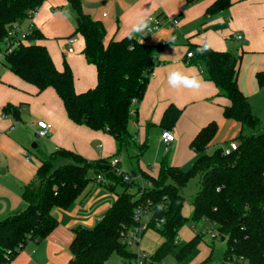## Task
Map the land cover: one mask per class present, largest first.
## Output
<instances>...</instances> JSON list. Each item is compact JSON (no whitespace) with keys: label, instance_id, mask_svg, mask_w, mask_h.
Masks as SVG:
<instances>
[{"label":"trees","instance_id":"16d2710c","mask_svg":"<svg viewBox=\"0 0 264 264\" xmlns=\"http://www.w3.org/2000/svg\"><path fill=\"white\" fill-rule=\"evenodd\" d=\"M43 1L0 0V49L7 24L23 20L30 9L37 8ZM233 1L213 0L204 14H216ZM66 2L79 21L70 36L79 34L84 40L81 52L95 67L94 86L82 91L74 89L69 64L64 59L61 69L55 66L46 46L40 42L44 36L37 28L27 37L28 42L20 43L5 55L4 66L38 90L52 87L74 123L110 134L116 142L113 156L127 154L132 148L141 153L144 147L134 141L128 127L132 106L145 92L154 58L134 36L129 39L125 34L106 41L104 24L82 11L81 0ZM201 45L190 43L187 52L191 51L192 60L202 65L204 76L228 99L222 115L239 123L232 137L237 140L236 148L224 153L221 147H216L207 153L219 129L217 121H209L189 142L197 157L188 169L170 165L163 159L157 176L140 171L142 178L150 182L143 185L139 179L124 181L115 174L110 165L111 156L88 160L71 149L57 147L37 157L36 178L24 185L21 192L25 207L0 219V264L7 263L29 240L46 237L57 224L53 208H66L83 196L96 173L108 178L104 185L115 193V199L92 228L74 229L67 264H105L112 253L124 260L134 258L136 252L121 243L119 234L124 228L137 224L134 209L147 201L149 225L162 237L159 247L151 253L153 258L164 259L170 254L179 263L188 264L199 253L197 246L204 232H196L185 241L177 238L178 230L189 219L192 222L205 219L215 225L218 236L226 242L223 261L240 258L248 264H264L262 120L253 113L247 96L238 86L240 56L210 46L206 52L198 54L195 50ZM255 77L258 86H264V70L257 71ZM4 111L15 118L20 115L19 108L10 104ZM180 112L179 107L168 104L161 116V129L172 128ZM194 176H198L199 187L193 196L191 216L186 217L181 212L184 202L181 190ZM116 186L120 190H116ZM158 220L162 223L156 227ZM8 250L11 251L7 261Z\"/></svg>","mask_w":264,"mask_h":264},{"label":"crops","instance_id":"0c3cea01","mask_svg":"<svg viewBox=\"0 0 264 264\" xmlns=\"http://www.w3.org/2000/svg\"><path fill=\"white\" fill-rule=\"evenodd\" d=\"M50 1L54 6L52 11L59 8L60 4L64 6L67 3L66 0ZM212 1L81 0L82 11L104 24L106 41L124 36L141 14L178 18L175 27L169 26L162 19L159 28L141 39L155 63L142 98L132 106L128 127L134 141L144 149L139 153L132 148L127 154L120 153L119 157L118 166L131 175L144 171L157 176L163 159L170 165L188 169L197 157L189 142L200 127L209 121L215 120L219 124L218 133L210 143L212 146L225 145L226 142L222 144L225 138L222 133H232L235 130L236 134L239 129L238 122L222 115L223 105L228 103V99L219 94L214 83L204 76L202 65L186 55L190 43H207L215 50H227L240 56L238 86L247 96L253 113L264 119V86H258L255 77L257 71L264 70V0H234L226 9L216 14H204ZM40 10L41 5L33 15V26L42 32L44 37L40 42L46 46L55 66L61 69L65 59L71 68L76 91L94 86L96 70L81 52L84 45L82 36H70V25L64 18L63 24L59 25L62 35L60 32L55 34L43 27L39 28L41 17L42 21L47 22L55 16H62L60 12ZM23 23L25 26L27 20ZM70 37H73L72 42L68 41ZM172 69L196 74L200 87L171 88L167 84L166 75ZM8 104L19 108L18 118L4 111ZM168 104L176 105L181 112L173 127L167 129L174 139L165 144L160 138V120ZM37 120H44L49 125L47 138L50 144H45V154L57 147H64L88 160L114 157V138L104 130H94L70 120L61 98L52 87L38 90L34 84L25 81L5 66L2 67L0 219L26 205L21 192L24 185L35 180L38 166L36 154L27 149V145L31 143L36 145V150H40L36 141L38 137H35ZM145 150L150 151L146 153V159L141 160ZM87 186V192L66 208H53L57 224L46 237L26 242L6 264H67L74 229L79 226L92 228L115 199V193L104 184L94 181ZM116 190H120V187L116 186Z\"/></svg>","mask_w":264,"mask_h":264},{"label":"rangeland","instance_id":"374dc122","mask_svg":"<svg viewBox=\"0 0 264 264\" xmlns=\"http://www.w3.org/2000/svg\"><path fill=\"white\" fill-rule=\"evenodd\" d=\"M41 10L42 9H49L52 13L53 12H60L62 15L61 17H53L49 19L47 22L46 20H39V28L45 29L47 31H51V33H59V25L63 24L62 20L69 23L70 25V32L68 34H71L76 26V15L74 11L71 9L70 5L68 3H65L64 6L61 4L59 5V8L54 9V6H52V2L50 0H44L41 4ZM39 12V13H40ZM44 30L45 33H48ZM66 29H64L65 31ZM50 33V32H49ZM62 35V32H60ZM54 39V38H53ZM64 49V48H63ZM263 119V118H260ZM264 120V119H263ZM263 126V121L261 123V128ZM264 129V128H263ZM235 131V130H234ZM232 131V133H222L223 142L222 144L227 143L232 137L235 135V132ZM247 131V130H246ZM36 141L38 142V145L40 146V150H36L35 147L31 146V143L27 145V149L36 154V157H42L46 150L45 144H50L49 138L47 137H38L36 138ZM218 146V144H214V146L210 145L207 149V153H211L213 149H215ZM43 150V152H42ZM150 151V150H149ZM149 151H144L143 156L141 157V160L146 159V153ZM125 169V167H122ZM199 187V179L198 176H194L189 179V181L186 183V185L182 188L181 193L184 196V202L181 208V212L184 216L190 217L192 213V200L193 196L198 190ZM142 221L147 224V227L142 231L140 236V242L139 244H132L129 246V249L133 252L140 250L145 251L147 253H153L160 245L162 241V237L160 234L154 229V227L149 225L150 221V215L144 214L142 217ZM209 224L205 219H200L196 222L190 221V219L181 226L178 230L177 238L180 240H189L193 237V235L196 232L203 231L204 235L202 238V241L198 244L197 248L199 250V253L190 261L188 264H219L222 260L223 252L225 250L226 242L225 240L221 239L219 236L212 237L211 234L208 232ZM213 230L216 231L215 225L211 226ZM209 257V258H208ZM208 258L206 263H202L203 260ZM165 261L170 264H181L178 261H176L170 254L166 255L164 257ZM124 258L121 257L117 253H112L109 255L108 259L106 260L105 264H123ZM247 264V262H245Z\"/></svg>","mask_w":264,"mask_h":264},{"label":"built area","instance_id":"2783aa9c","mask_svg":"<svg viewBox=\"0 0 264 264\" xmlns=\"http://www.w3.org/2000/svg\"><path fill=\"white\" fill-rule=\"evenodd\" d=\"M36 9L37 8L30 9L28 11L27 16L23 20L13 21V22L7 24L6 35H5V37L1 43V49H0V69L2 67H4V58H5V55L7 53L11 52L20 43L28 42L27 37L32 33L33 28H35L33 26V15L36 12ZM150 16H151V23L149 24L150 31L145 30V32L139 33L137 36H134L137 41H141L143 36H145L146 34L152 33L157 28H159L162 25L163 20H165L168 23V25L171 27H175L177 24V21H178L177 17L162 18L160 15H150ZM25 19L27 20V24L24 26L23 21ZM235 37H240V35H235ZM68 41L72 42L73 37H70L68 39ZM186 55L188 57L191 56L192 55L191 51L187 52ZM36 125L38 127V129L36 131L37 136L38 137H47L48 132H49L48 123L45 122L44 120H37ZM160 138L163 140V142H165V144H167L171 140L174 139V136L169 130L163 129L160 133ZM237 144H238L237 140L230 139L225 145L221 146L222 151L224 153H229L231 150L236 148ZM165 149H166V147H165ZM119 157H120V154L118 156H114L110 159V165L113 168L115 174L121 176L124 181H131V180L139 179L143 185H149L150 184V182L148 180L143 179L140 174L131 175V174L125 172L124 170H122L118 166V162L120 159ZM92 177L96 183L105 184L108 182V178L103 173L93 174ZM148 203H149V201H147V204ZM147 204H144V205L139 204L135 207L134 212H133V218L137 222V224L133 227H130V228H124L123 230H121V232L119 234V239H120L121 243L127 245L128 247L134 243L139 244L141 233L147 227V224L142 221V217L146 213V205ZM161 223H162V220H158L155 223V226L159 227V226H161ZM208 224L210 226L208 229V232L211 234V236L212 237L218 236V233L215 230H213V228L211 227L212 224L211 223H208ZM10 251L11 250H8L5 253V258L7 259V261L9 260L8 258H9ZM135 252H136L135 257L131 258L129 260H125L124 261L125 263H123V264H170V263L166 262L165 259L153 258L151 256V253H147L145 251H140V250H137ZM245 262L246 261L240 260V258H239L236 261L235 260H230V261L221 260V262L219 264H245ZM3 264H6V263H3Z\"/></svg>","mask_w":264,"mask_h":264},{"label":"clouds","instance_id":"9594fccd","mask_svg":"<svg viewBox=\"0 0 264 264\" xmlns=\"http://www.w3.org/2000/svg\"><path fill=\"white\" fill-rule=\"evenodd\" d=\"M151 23L150 14H141L136 17L135 21L130 25L126 36L131 39L134 34L143 33L145 30H149V24ZM208 49V44L203 43L196 48V53L203 54ZM167 84L173 88H185V89H197L200 87V80L196 74H188L183 71L172 69L166 75Z\"/></svg>","mask_w":264,"mask_h":264},{"label":"water","instance_id":"95a60500","mask_svg":"<svg viewBox=\"0 0 264 264\" xmlns=\"http://www.w3.org/2000/svg\"><path fill=\"white\" fill-rule=\"evenodd\" d=\"M78 22H79V21H78V18L76 17V23H78ZM35 137H38L36 133H35ZM31 146H32V147H35L36 145H35V144H32ZM221 239H223V237H221ZM124 263H125V262H124Z\"/></svg>","mask_w":264,"mask_h":264}]
</instances>
